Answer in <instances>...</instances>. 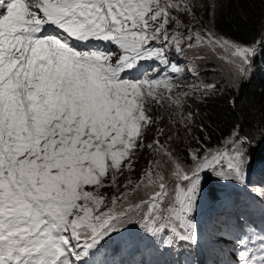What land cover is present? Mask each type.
<instances>
[{
	"label": "snow or ice",
	"instance_id": "obj_1",
	"mask_svg": "<svg viewBox=\"0 0 264 264\" xmlns=\"http://www.w3.org/2000/svg\"><path fill=\"white\" fill-rule=\"evenodd\" d=\"M217 7L0 0V264H149L135 258L134 233L158 248L230 243L235 260L226 264H264V185L258 210L225 201L207 240L198 220L206 177L248 188L254 142L264 143V127L249 135L234 123L209 146L212 125L199 123L194 135L199 113L184 111L194 96L238 93L264 56V31L247 42L217 31ZM240 101L227 103L235 111ZM156 106L189 138L183 157L172 147L179 129L156 127ZM144 149L152 157L133 178Z\"/></svg>",
	"mask_w": 264,
	"mask_h": 264
},
{
	"label": "rangeland",
	"instance_id": "obj_2",
	"mask_svg": "<svg viewBox=\"0 0 264 264\" xmlns=\"http://www.w3.org/2000/svg\"><path fill=\"white\" fill-rule=\"evenodd\" d=\"M199 2V0H197ZM196 14L200 17L205 26H207V22L203 17L201 9L196 10ZM258 64H256V70L252 77H258L264 79V56L258 57ZM256 60V63H257ZM214 66V65H209ZM204 77L207 80H221L222 77L219 73H211L207 72L204 73ZM201 103V102H200ZM198 104L199 100L194 96L193 98L189 99L188 107L185 108V113L188 111H196L198 112ZM154 113L157 116L162 115L164 117L163 121L159 122L156 127H166L169 132H174L176 129H179L180 136L179 138L173 143L172 147L177 150V152L183 157L185 153L183 149L189 146V138L185 135L184 129L180 125L173 126L168 123L170 114L164 108L160 106H156L154 108ZM193 127V134L195 135V125ZM154 138V133H150L148 136V142H150ZM166 137H161V142L165 141ZM194 141L191 143L193 144ZM152 157V153L148 149H144L140 154L139 158L135 164V169L131 173L133 178H138L141 175L142 169H144ZM258 166L255 170H249L248 172V184L249 187L245 188L242 185H239L235 182L233 183H223L217 182L215 177L209 175L206 177L205 181V194L203 199L200 201L199 211H198V220L202 229V235L207 240L209 235L210 228L215 225L214 219L215 213L219 212L220 216L224 213V202L227 201L230 204L236 206V208L244 210L248 206H251L253 209H259L262 206V201L256 195V191L259 189L261 185H264V165L262 167ZM128 175V173H125ZM124 182V177H121V183ZM213 186L216 188L222 187V191L219 192L221 197L220 200L217 202H213L208 194V187ZM230 187V188H229ZM226 188V192H225ZM252 189V191H249ZM106 192L109 194L112 193L111 188H106ZM206 200L208 201V205L206 207ZM220 208L219 210H216ZM257 224H261V217L256 212L255 216L253 217ZM217 221V219H216ZM264 226V225H262ZM136 236L137 241L139 242V254L147 256V261L150 264H198V260H200L203 256L198 259V253L195 249H191L188 247H178V248H169L166 246L157 247L150 239L141 238L140 236L133 234ZM204 246V250L207 249L214 253L213 256L205 261H200V263L209 264V261H215L216 264H226L227 261H234L235 260V252L236 248L232 244H221L216 245L214 249L209 248L207 243H202ZM201 246V247H202ZM222 249V250H221ZM200 252V250L198 251ZM144 259V257H141ZM136 257V259H141Z\"/></svg>",
	"mask_w": 264,
	"mask_h": 264
},
{
	"label": "trees",
	"instance_id": "obj_3",
	"mask_svg": "<svg viewBox=\"0 0 264 264\" xmlns=\"http://www.w3.org/2000/svg\"><path fill=\"white\" fill-rule=\"evenodd\" d=\"M217 4L214 17V27L217 31L245 42L259 38V34L264 31V0H217ZM201 11L206 22L209 23V13L203 9ZM236 95L241 97V101L238 109L234 111L227 101L231 96ZM198 107L195 135H200L196 125L201 122L211 124L213 139L209 146H217L218 141L228 133L234 123L242 124L243 132L252 135L258 127H264V79L252 77L240 87L238 93L225 89L223 94L204 100L203 103L199 102ZM194 143L195 141L193 145ZM254 145L251 152L253 161L250 171L264 165V143L254 142ZM222 189V187H208V194L213 202L221 199L219 192ZM207 205L206 200V207ZM215 214L216 222L220 214L219 212ZM137 257L141 258L145 255L137 254Z\"/></svg>",
	"mask_w": 264,
	"mask_h": 264
}]
</instances>
